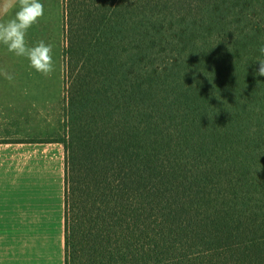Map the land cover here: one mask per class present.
<instances>
[{"label": "trees", "instance_id": "16d2710c", "mask_svg": "<svg viewBox=\"0 0 264 264\" xmlns=\"http://www.w3.org/2000/svg\"><path fill=\"white\" fill-rule=\"evenodd\" d=\"M65 2V264H264V0Z\"/></svg>", "mask_w": 264, "mask_h": 264}, {"label": "crops", "instance_id": "0c3cea01", "mask_svg": "<svg viewBox=\"0 0 264 264\" xmlns=\"http://www.w3.org/2000/svg\"><path fill=\"white\" fill-rule=\"evenodd\" d=\"M65 158L58 143L0 147V264H65Z\"/></svg>", "mask_w": 264, "mask_h": 264}, {"label": "rangeland", "instance_id": "374dc122", "mask_svg": "<svg viewBox=\"0 0 264 264\" xmlns=\"http://www.w3.org/2000/svg\"><path fill=\"white\" fill-rule=\"evenodd\" d=\"M40 3L44 6V15L28 30L25 39L29 47L35 46L40 40L53 46L55 71L50 77H44L30 67L26 57H17L0 43V73L7 71L13 75L9 81L0 74V147L62 144L55 141H63L68 137L63 59L67 46L66 2L40 0ZM2 4L3 0H0V6ZM15 10L8 15H0V22L12 18ZM62 146L65 149L64 144Z\"/></svg>", "mask_w": 264, "mask_h": 264}, {"label": "clouds", "instance_id": "9594fccd", "mask_svg": "<svg viewBox=\"0 0 264 264\" xmlns=\"http://www.w3.org/2000/svg\"><path fill=\"white\" fill-rule=\"evenodd\" d=\"M13 9H16L14 16L6 22H0V43L6 45L8 51L17 57H26L36 72L50 77L55 71L53 46L40 40L35 46L29 47L25 39L28 30L43 17V4L40 0H3L0 15H8ZM259 52L264 56V46ZM256 64L258 69L255 75L264 77V59H259ZM0 74L9 81L13 79V75L7 71Z\"/></svg>", "mask_w": 264, "mask_h": 264}]
</instances>
